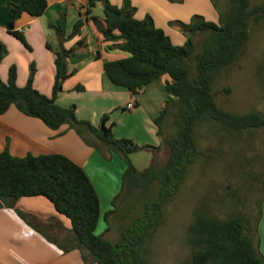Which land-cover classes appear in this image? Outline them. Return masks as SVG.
I'll list each match as a JSON object with an SVG mask.
<instances>
[{
    "label": "trees",
    "instance_id": "16d2710c",
    "mask_svg": "<svg viewBox=\"0 0 264 264\" xmlns=\"http://www.w3.org/2000/svg\"><path fill=\"white\" fill-rule=\"evenodd\" d=\"M99 3L103 7L104 24L91 16ZM213 4L219 15L218 23L194 16L190 24L180 25L186 41L183 46H176L164 31L156 28L151 17L137 20L136 9L129 1H124L121 8L107 0L87 2L85 16L90 17L104 41L112 44L110 49L129 54L128 58L120 61L104 62V72L116 87L137 94L164 76L172 80L166 83L165 91L177 99L176 131L164 141L162 148H153L152 164L144 171L135 168L129 157L150 147L140 148L132 140L116 139L113 126L108 131L95 128L77 120L75 106L62 108L56 104L64 83L71 76L67 61L75 55V49L66 50L64 43L79 34L82 20L77 21L68 37L64 9L56 25H50L61 39L58 44H47V49L55 56L52 97L48 98L34 89V66H31L23 88L16 85L15 66L9 70L7 83L0 79V115L15 106L25 116L41 120L53 131L67 125L82 138L90 133L110 153L118 154L126 163L122 190L127 185L133 192L141 190L146 194L152 183L158 185L156 198L144 202L143 212L132 219L118 242H109L103 235L96 234L101 217L98 194L85 171L63 155L29 154L17 158L6 148L0 153V201L6 207L14 208L23 197L41 196L49 200L58 214L71 223V237L59 245L60 249L65 253L81 251L87 264H146L147 242L161 224L163 209L179 193L199 158L198 127L202 124L217 125L229 134L264 130V117L259 113L237 115L225 111L218 106L215 94V86L222 73L242 56L253 24L264 18V6H252L250 0H229V11L224 15L215 2ZM47 7V0H22L19 4H10L7 32L30 49L22 33L16 30L15 23L24 13L39 18ZM198 33L208 36L201 51L194 56L195 35ZM7 54L6 47L0 43V64ZM192 58L196 66L194 77L189 70ZM76 90L82 91V88L77 87ZM167 112V109L162 111L156 120L158 137H162V123ZM106 118L104 116L101 122ZM163 148L169 150L164 166L159 163ZM117 199L113 201L114 208ZM109 215H104L107 225ZM21 218L27 221L25 216L21 215ZM188 243L193 248L192 264H264V257L256 251L252 238L238 217L222 221L197 215L188 234Z\"/></svg>",
    "mask_w": 264,
    "mask_h": 264
},
{
    "label": "crops",
    "instance_id": "0c3cea01",
    "mask_svg": "<svg viewBox=\"0 0 264 264\" xmlns=\"http://www.w3.org/2000/svg\"><path fill=\"white\" fill-rule=\"evenodd\" d=\"M21 1L0 0V43L8 52L0 64L1 81L8 82L9 70L15 66L16 85L23 88L27 84L30 68L34 66V89L48 98L52 97L56 74L55 56L47 49V44L55 45L61 41L50 25H56L59 14L64 9L67 14V37L73 33L77 21L82 20L83 24L79 34L64 43L66 50L75 49V55L67 61L71 76L64 83L56 104L63 108L75 106L77 120L87 122L95 128L101 127L108 131L113 126L112 132L116 139L132 140L140 148H162L166 140L163 136V123L162 137H158L156 120L165 109L168 111L171 107H177V99L165 91L166 83L172 82L171 78L164 76L137 94L116 87L104 72V62L120 61L128 58L129 54L110 49L112 44L104 41L90 17L85 16L88 0H47L48 7L43 16L35 18L24 13L15 23V27L30 47L26 48L6 29L9 5L19 4ZM107 1L119 8L124 1H129L136 9L137 20L151 17L156 28L164 31L176 46H183L186 41L180 32V25L190 24L194 16L203 17L206 21L213 19L214 23L219 20L212 0ZM97 7H102V3ZM95 9L91 16L96 17ZM96 18L104 24L103 17ZM81 41L83 43L78 46ZM77 87L83 91H76ZM81 92L92 95L89 102H80L81 96L78 95ZM130 103L134 104L131 110L127 108ZM125 115L127 121H130L127 128L122 127V123L119 124ZM104 116L107 118L102 123ZM84 138L67 125L53 131L41 120L25 116L15 106L0 115V153L7 148L17 158L29 154H59L85 171L100 200L101 217L96 234L107 239L110 223L118 211L117 203L122 194L127 165L118 154L110 153L92 134L86 133ZM131 157L132 155L129 157L130 161ZM116 198L118 199L114 208L112 204ZM107 213H110L109 225L104 222V215ZM255 225L254 233L250 237L256 251L264 257V200ZM108 227L109 230L106 231ZM43 229L56 238L71 236L70 221L58 214L53 204L44 197L20 198L14 208L6 207L0 201V264H87L81 251L65 253L59 247L62 244L50 241L41 232Z\"/></svg>",
    "mask_w": 264,
    "mask_h": 264
},
{
    "label": "rangeland",
    "instance_id": "374dc122",
    "mask_svg": "<svg viewBox=\"0 0 264 264\" xmlns=\"http://www.w3.org/2000/svg\"><path fill=\"white\" fill-rule=\"evenodd\" d=\"M250 1L252 6H264V0ZM212 2L224 15L228 13L229 0ZM94 15L103 17V8L97 7ZM208 21L215 22L213 19ZM207 36L206 33L195 36L194 56L201 51ZM263 68L264 18L253 24L239 61L220 76L215 86L218 106L237 115L256 112L264 117ZM189 70L194 77L196 66L193 58L189 62ZM78 96H81L83 104L92 98L84 92ZM176 109V106L169 108L163 120L166 139L175 134ZM125 116L124 120L120 118L119 124L127 128L130 121ZM197 145L199 158L179 193L165 205L161 224L147 242L146 264H192L193 248L188 243V234L197 215L222 221L238 217L248 235L254 233L264 200V130L229 134L217 125L202 124L197 129ZM153 151L149 148L135 153L131 163L137 169H147ZM168 158L169 150L163 148L159 163L164 166ZM149 189L144 194L141 190L133 192L125 186L117 203L118 211L110 223L109 242H118L132 219L143 212L144 202L156 198L158 185L152 183ZM41 232L50 241L62 245L71 237L56 238L45 229Z\"/></svg>",
    "mask_w": 264,
    "mask_h": 264
},
{
    "label": "built area",
    "instance_id": "2783aa9c",
    "mask_svg": "<svg viewBox=\"0 0 264 264\" xmlns=\"http://www.w3.org/2000/svg\"><path fill=\"white\" fill-rule=\"evenodd\" d=\"M133 107H134V104H132V103L127 105V108L130 109V110L133 109Z\"/></svg>",
    "mask_w": 264,
    "mask_h": 264
}]
</instances>
